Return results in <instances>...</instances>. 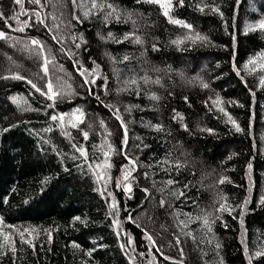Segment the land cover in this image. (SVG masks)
<instances>
[{"label":"trees","instance_id":"1","mask_svg":"<svg viewBox=\"0 0 264 264\" xmlns=\"http://www.w3.org/2000/svg\"><path fill=\"white\" fill-rule=\"evenodd\" d=\"M108 2L122 13L130 12L131 18L125 22L122 15L118 22L113 14L105 23L102 13L92 14L91 0H76L75 7L72 0H41L43 7L38 10L48 25L45 27L31 14L37 6L28 0H23L22 6L16 0H0V30L9 37L0 39V77H9L0 78V126L18 124L0 135V198L8 197L7 203L0 199V228L11 233L17 245L14 254L3 249L5 255L0 256V264H128L125 253L136 257L135 264H148L149 260L153 264H249L245 246L251 255L264 245V201L260 200L264 196V86L259 83L260 76H264L259 64L264 63V57L257 55L264 53V32H245V26L264 18V0H184L183 5L172 0L169 16L191 24L192 29L170 23L158 4L146 0ZM197 4L215 6L219 12H213L211 7L201 11L195 7ZM84 12H89L87 18ZM73 14L83 22L73 20ZM13 16L17 18L12 19ZM25 20L27 26L22 23ZM69 21L77 42L81 33L87 41L79 50L65 26ZM18 27L24 30L17 31ZM132 31L141 37L142 44L132 42L131 37L122 39L125 32ZM108 32L112 38L101 40L97 35L107 36ZM197 34L206 39L197 38ZM53 35L63 36V45L53 40ZM32 38L42 41L45 54L52 58L47 76L40 67L42 59L30 51L35 47L30 44ZM177 39L180 43L173 44ZM61 47L78 55L70 59L59 50ZM124 55L130 60L121 62ZM89 57L96 61L102 74L90 86L93 95H89L82 85L83 78L73 67L79 61L91 68ZM250 58H255L254 62H249ZM153 67L161 71L151 72ZM114 69L118 70L116 74ZM129 69L139 75L144 74L142 70H149L152 79L159 76L161 83H141L139 95L134 88L118 92L124 87L125 77L132 75ZM10 73H19L42 88L51 81L63 98H57L55 107L49 108L52 101L32 89L26 80L11 78ZM103 77H107L106 84ZM200 80L208 87H201ZM151 93L158 99H151ZM96 95L119 107L127 126V146L121 143L124 129L120 122L96 100ZM10 96L16 97L21 108L31 110H18ZM217 97L219 104L214 103ZM77 106L85 115L73 128L69 121L75 122L71 113ZM61 112L70 114L64 118L63 129L49 119L50 114ZM176 113L180 115L173 120ZM101 120L105 128L100 127ZM181 123L187 125V131ZM153 124H161L163 131H154L150 127ZM49 125L53 127L51 132L41 131ZM81 130L88 131L87 140ZM43 140L50 143L43 144ZM72 143L84 147L87 162L70 158L74 154ZM53 144L61 156L51 150ZM125 151L137 161L136 171L131 174L135 180L127 194L121 173V166L127 165ZM104 152L109 153L107 158ZM168 152L171 160L179 159L184 165L179 173L172 171L170 176L156 167V161ZM61 159L68 172L63 170ZM105 159L111 165L106 170L98 167ZM221 176L227 179L218 183ZM45 177L49 180L41 197L40 181ZM170 177L178 181L175 187L185 191V197L177 199L159 190ZM118 178L120 187L116 186ZM185 183L189 185L186 190ZM145 188L148 196L142 191ZM162 195L164 208L159 205ZM220 196L225 197L233 211L230 215L227 211L210 215L212 231L208 232L196 217L203 214L201 210L214 213ZM113 198L119 209L115 216L118 229L113 228V216L109 215ZM25 199L29 200L27 204L23 203ZM141 201H145L143 208L138 207ZM128 215L136 223L126 219ZM74 216L86 218V225L74 222ZM179 221L187 227H178ZM137 224L153 236L155 246L145 239ZM24 228L40 230L34 234V251L28 245L20 246L18 232ZM45 229L51 233L50 244ZM128 236L133 240L132 248L126 247L122 252L120 245L127 243ZM73 241L80 247L73 248ZM90 249L91 256L84 255ZM141 252L144 256L139 255ZM164 256L170 259L165 260ZM251 264H264V258L253 256Z\"/></svg>","mask_w":264,"mask_h":264},{"label":"snow or ice","instance_id":"2","mask_svg":"<svg viewBox=\"0 0 264 264\" xmlns=\"http://www.w3.org/2000/svg\"><path fill=\"white\" fill-rule=\"evenodd\" d=\"M28 2L30 4H34V5L37 6L36 9L31 10V14L35 17V20L38 22V24L45 25V27H48V25L45 23V20L41 18V12L38 10L39 8L43 7L41 5V0H28ZM46 2H47V0H46ZM140 2H141V0H136V3H140ZM146 2L153 3V4H158L160 6V8L163 10V14L169 18V22L170 23L180 24V25H182L183 27H185L187 29H192V25L191 24L185 23L182 20L172 19L169 16V12H170V10H171V8L173 6L172 3H171V0H146ZM237 2H238V0H237ZM16 3H19L22 6L23 5V0H16ZM179 3H180V5H183L184 0H179ZM72 4L75 7L76 0H72ZM53 7H55V5H53ZM195 7L198 8L199 10H201V11H203L204 7H211V10L213 12H219V9L217 7H215V6L197 4ZM91 12H92L93 15L97 14V12L102 13L105 23H107L110 18H113V14H114V19L116 21H118V22L121 20V16L122 15L124 16L125 22H127V20L131 18V13L130 12L125 11L124 13H122L120 9H118L111 2H108V0H91ZM24 14H27V13H24ZM88 15H89V12H84V17L85 18H87ZM220 15H221V18H223V13H220ZM0 18H2V17H0ZM16 18H17L16 16L12 17V19H16ZM52 18L53 19H58L55 16H53ZM72 19L76 20L78 23H82L83 22L81 17H79V16H77L75 14H73ZM4 20H5V24L7 25V18H4ZM61 22L63 23V21H61ZM22 23L24 25H26V26L28 25V21L27 20L23 21ZM65 26L69 29V34H70L71 39H72V41L74 43L75 49L79 50V49H81V45L82 44H87V41L84 39L82 33L79 35V41L77 42V34L74 33V32H71V28L73 27V25L71 24L70 21L67 22V24ZM56 27L58 29V25ZM256 29H260L262 32H264V18H261L255 24L246 25L245 26V32H247L249 30L255 31ZM16 30L17 31H23L24 28L23 27H18ZM49 31H51V28H49ZM97 35L99 36V38L101 40H106V39L112 38V36H113V34L111 32H108L107 36L100 35V33H97ZM129 37L132 38V42H134V43H137V44H142L143 43L141 37L139 35H136L134 31L125 32L123 34L122 39L123 40H127V39H129ZM52 38H53V40H56L57 43H60L61 45H63V43H64V37L63 36L58 38L56 35H53ZM197 38L206 39V37H199V34H197ZM0 39H9V37L7 36L5 31L0 30ZM116 42L120 43L121 41L120 40H116ZM172 43L173 44H179L180 40L179 39L174 40V41H172ZM30 44L35 46L34 48L30 49V51L35 54V56H36V58L38 60L42 59V63H40V67H41L44 75L47 76V73H48L47 65L51 62L52 58L48 57L45 54V48H44V45H43L42 41H40L38 39H35V38H32L31 41H30ZM24 47H25L26 50H28V45L27 44H25ZM234 47H235V36H233V48ZM152 48H153V51H155L156 50V45L153 44ZM59 50L61 52H63L65 55H67L70 59H74L75 56L78 55V53H74V52H72L70 50L69 51H65V49L63 47H61ZM84 50L87 51L86 48ZM106 55H108L109 59L112 60L114 63L116 62L115 58L112 57L110 54L106 53ZM257 55L264 57V53H258ZM254 59L255 58H250L249 62H254ZM89 60L91 61V64H92L91 68H85L83 66V64H81L79 61H75L74 64H73V67L76 68L78 74L83 78L82 79V85L88 91L89 95H93V93L90 90V86L94 85L96 83V77L97 76H101L102 74L99 72V65L96 64V61L93 60L91 57H89ZM128 60H130V57L128 55H124L122 57L121 62L128 61ZM233 67L235 69V65H233ZM259 67L261 69H264V63L259 64ZM129 71L132 72V75L128 76V77H125V79L123 81L124 87L118 88L117 89L118 92L119 91H126V90H128L130 88H134V89H136V94L139 95V89H140L141 83H143L144 85H148V84L159 85L161 83V79H160L159 76H157L155 80L152 79V77L149 75V70H142L144 72L143 75H139L133 69H129ZM150 71L151 72H159L161 70L158 69V68L153 67V68L150 69ZM169 71H171L170 68H169ZM253 71H255V69H253ZM117 72H118V70L114 69V74H116ZM181 75H182V73H181ZM237 75H239V72H237ZM10 76L13 79L26 80V82L31 86L32 89H34L36 92L40 93L42 96L46 97V99L48 101H52L53 103L48 104L49 108H54L55 107V101H56L57 98H63V94L60 91L54 90L53 84H52L51 81H48L47 84L42 88V87L38 86V84L35 83L33 80L27 79L26 77L20 75L19 73H10ZM0 78L7 79L9 77L5 76V77H0ZM103 79H104L105 84H106L107 83V77H103ZM259 83H260L261 86H264V76H260ZM200 86L204 87V88H207L208 84L204 83L202 80H200ZM150 95H151V99H153V100L158 99V97H157V95L155 93H151ZM95 98H96V100L99 103L103 104L104 107L109 110V112L115 117V119L117 121L120 122V127L122 129H124V136H123V139H122L121 143H122V145L127 146V138H128L127 137V126H126L124 120L121 117L119 107H117L116 105H114L112 103H105L103 100L100 99L99 95H96ZM9 99L12 100L13 103L17 104L18 110H20V111L31 110V109H23V108H21L20 107V103L17 101L16 97H11L10 96ZM214 103L215 104H219V97H217V99L214 101ZM128 110H129L128 107H126L125 111H128ZM221 111H223V109H221ZM173 112L175 113V109H173ZM68 115H70V114L69 113H63V112L58 113V114L57 113H52V114L49 115V119L54 124H56L57 127H60L61 129H63L64 118H65V116H68ZM71 115L74 117V121L75 122L70 120L69 123L71 124V126L73 128H76V127H78V123L83 121V118H84L85 114H84L83 110L79 106H77L76 108L72 109ZM179 115H180L179 113H176L175 115H173L172 119L173 120L177 119V117ZM229 120L235 125V121H233L230 116H229ZM17 126H18V124H12V123H9L7 126H0V135L8 133L12 128H15ZM180 126L185 131L188 130L187 129V125L181 123ZM100 127L101 128H105V124H104L103 120L100 121ZM150 127H152L153 130L156 131V132L163 131V126L161 124H153V125H150ZM89 128H91V125H89ZM52 130H53L52 125H49L46 128L42 129L41 131H43V132H51ZM204 131L211 132L212 129H204ZM236 131H238V132L240 131V128L238 126L236 127ZM61 134L65 135V136H68V133L63 132V131H62ZM81 134H82V136H83V138L85 140L88 139V135H89L88 131L81 130ZM36 135H39V133L37 132ZM109 135H110V133H109ZM49 143H50L49 140H43V144H49ZM71 147L74 150V154L70 157L73 161L83 158L82 159V163L87 162V154H86V150L84 149L83 146H80L78 144L72 143ZM108 147H109V149H111V145H108ZM51 150L54 153H56L57 156H61V153L59 151H57L56 146L54 144L51 146ZM41 151H44L42 146H41ZM75 152H78L79 156H76ZM64 155L66 156V154H64ZM108 155H109L108 152H104V156L106 158L108 157ZM123 155H124L125 160H127V165H122L121 166V173H122L123 181H124L122 186H123L124 192L127 194V193L131 192V181L135 180V177H133L131 174H132V172L136 171L137 161L132 159L131 157H129L126 151L123 153ZM61 166H62V168H63V170L65 172L69 171V169L65 166L63 159H61ZM183 166L184 165L182 164V162L179 159L174 160V161L171 160V152L166 153L163 159L156 161V167L160 168L166 175H169V176H170V173L172 171H175V172L179 173L180 169ZM75 167H77L79 169L80 165H75ZM88 167H89V169H91L92 168V164L89 163ZM98 167H102V168H104L106 170L107 168H110L111 165L108 163V160L105 159V161L103 162V165H99ZM150 167H151V165H150ZM249 167H251V165H249ZM82 175H86V173H83V171H82ZM93 175H97L95 173V171H93ZM144 175L147 178L148 173L145 172ZM97 179H99V176H97ZM226 179H227L226 177L221 176L219 181H218V183H223L224 180H226ZM48 180H49V177H45L44 180L40 181L41 187L39 188V193L38 194L41 197H43V195L46 192V185H47ZM162 183H163V187L160 188L159 190L162 193H164L165 195L171 194L172 196L176 197L177 199H179L181 197H185V191H181L178 187H175L178 184V181H176L175 179L170 177L167 180L163 181ZM116 186L117 187L121 186V182H120L119 178L117 179ZM169 186H173V187L169 188ZM188 187H189V185L187 183L183 184V189L186 190V189H188ZM165 189H168L167 193H165ZM94 190L98 191V189H94ZM13 191H15L14 188H13ZM142 191L145 193V196L149 195V190L147 188L142 189ZM101 195L103 196V192L101 193ZM109 195H110V193H109ZM0 199H2L4 203L8 202V197L7 196L2 197ZM260 200L264 201V196H261ZM219 201H220L219 202V206L214 210V213H204L203 210H201V212L203 214L202 215H198L196 217L199 221H201L202 226L207 228L208 232L212 231L211 226H210L212 221L209 219L210 215H214L216 213H222L224 211H227L229 213V215H230L231 212L233 211V209L225 202V197L220 196L219 197ZM28 202H29L28 199H25L23 201L24 204H27ZM144 203H145V201H141V203H140V205H138V207L143 208ZM192 203H195V202L193 201ZM246 203H247V200L245 201V204ZM165 204H166V201L164 199V196L162 195L160 200H159V205H160L161 208H164ZM168 206L170 208L173 207L170 204ZM109 209H110L109 215L113 216L112 226H113L114 229H118L119 228V221L117 219H115V216L118 215L119 209L116 206L115 198H113L112 203L109 205ZM172 215H173L174 219L177 218V214L175 213L174 209H173ZM184 215L186 217L189 216L188 213H184ZM243 215H244V211H243V209H241V212H240L241 227H243V219H242ZM217 218H219V216H217ZM126 219H128L129 221H131L133 223H136V219L133 216H131V215H128L126 217ZM72 220L74 222L75 221H79L80 223L86 225V218L82 219L79 216H74V217H72ZM2 224H3V219L0 218V225H2ZM136 226L138 228H142L143 235H144L145 239L150 244L155 246V240L153 239V236L148 232V230L146 228H143L142 225H140V224H137ZM180 226L186 228L187 224H185L184 221H179L178 227H180ZM8 227L10 229H14L15 228V226H13V225H8ZM38 231H40V230H38L36 228H31V229L30 228H24L23 231L18 232L21 248L24 245H28L29 248L33 249V251H34L35 250V244L33 243V240L35 239L34 234L38 233ZM43 231L47 233L48 243L50 244L51 241H52L51 233L48 232L46 229L43 230ZM116 234H117V237L119 238V232L118 231L116 232ZM188 234L191 235V233H188ZM175 240H176V243L179 244L180 241H179V236L178 235L175 236ZM208 242L211 243V240H209ZM132 245H133V240H132L131 236H128L127 243L126 244H121L120 245V249L123 252L126 247L132 248ZM72 247L73 248H79L80 246L75 241H73L72 242ZM216 247L218 248L219 244H217ZM5 248L9 249L14 254L16 252V250H17V245H16V241L12 237V234L9 233V232L3 231L2 228H0V256L5 255V252L3 251V249H5ZM92 251H93V249H90V250L84 252V255L91 256V252ZM133 251H134V249H133ZM157 251H159V248H157ZM180 254H181V256H183V250L182 249L180 250ZM125 255H126L127 259H128V264H135V259H136L135 256L130 255L129 253H125ZM139 255L140 256H144V253L141 252ZM161 255H163V253H161ZM245 256H246V258L249 259V264H251V259H252L253 256L254 257H258V258H264V245L258 246L251 253V255L249 254V249L247 248V246H245ZM164 259L165 260H169L170 257L164 256ZM148 264H153V261L149 260Z\"/></svg>","mask_w":264,"mask_h":264},{"label":"rangeland","instance_id":"3","mask_svg":"<svg viewBox=\"0 0 264 264\" xmlns=\"http://www.w3.org/2000/svg\"><path fill=\"white\" fill-rule=\"evenodd\" d=\"M171 2H172V0H171Z\"/></svg>","mask_w":264,"mask_h":264}]
</instances>
